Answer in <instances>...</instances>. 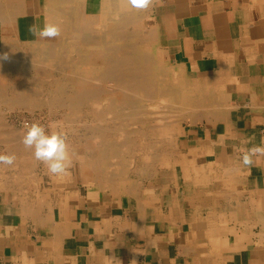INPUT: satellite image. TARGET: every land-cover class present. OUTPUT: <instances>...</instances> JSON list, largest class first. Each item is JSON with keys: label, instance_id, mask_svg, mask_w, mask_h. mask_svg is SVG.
<instances>
[{"label": "crops", "instance_id": "crops-1", "mask_svg": "<svg viewBox=\"0 0 264 264\" xmlns=\"http://www.w3.org/2000/svg\"><path fill=\"white\" fill-rule=\"evenodd\" d=\"M150 26L190 103L173 148L120 190L0 165V264H264V158L239 151L264 140V0H160Z\"/></svg>", "mask_w": 264, "mask_h": 264}, {"label": "bare ground", "instance_id": "bare-ground-1", "mask_svg": "<svg viewBox=\"0 0 264 264\" xmlns=\"http://www.w3.org/2000/svg\"><path fill=\"white\" fill-rule=\"evenodd\" d=\"M41 1L44 12L43 24L45 20L59 24L62 28L61 37L51 40H40L37 37L33 39H23L19 34L18 19L32 15L34 17V24H36L40 0H0V56H3L5 53L8 54L7 59H0V73H2V77H0V113H2L1 105L5 104L6 101L12 100V102L15 103L13 106H15V108L19 106L21 110L24 109L32 112L37 107H42V109L47 108V112L49 111L47 116L49 113L52 117L53 115L57 116L55 117L57 121L53 120L52 122L56 121L57 124H55L60 128L67 127V132L72 133L73 129L76 126L78 127L77 123L81 124L82 122L78 120L79 117L78 119L72 117L80 116L82 112L89 111L90 114L98 118V120H96L97 126L88 127L86 125L81 126V124L74 131V134L80 136V141L84 140L86 142L83 141L84 143H82L79 141L77 143L78 147H74L69 143L73 163L77 162L81 166L87 165V167L90 165L89 167L92 166L91 168L93 169L95 167L96 171H98L99 168L103 167V161L108 160L109 163L115 161L110 165L113 166L114 173L110 175H103V173L102 175H98L99 173L95 170L94 173L96 172L98 176L97 179L105 181L103 183L108 182L107 184H109L110 182L114 183L116 186L120 183H125L129 175V173L126 174V167H128L129 170L137 171L144 167H150V164H152L151 162H147L145 166L139 165L138 167L134 164V153L136 151V146L139 145H136V140H139L141 142L140 146L148 151L145 157L146 161L159 160L160 153L163 152V149L167 150L170 147L169 144L171 145L172 143L171 135H169L171 143L167 141H165V143L163 140L165 137L162 138V136L168 134L171 125H160L158 122H155L154 125L150 124L149 127H144L147 124H144V122L140 123L141 118L145 116L143 114H147L146 111L143 113V109L145 108L143 103L157 100L158 102L161 100L177 101L178 93L182 88L179 89L177 85L173 86L175 85L174 83L173 85H169L167 82L162 81L164 80L163 78L157 77V75L159 76L161 74L160 71L162 69L160 65H162V62L159 64L157 59L147 51L146 47L141 45L142 42H139L141 38H143L142 30L139 28L140 17L143 16L140 14L142 11H129L127 6L123 3V0ZM145 13H147L146 10ZM175 73L176 72H174V76ZM100 83L111 86L109 90H106L108 93L103 92V89H99ZM16 87L18 88L17 91L13 92L12 90ZM104 93L105 96H102ZM187 94L189 95V93ZM181 99L182 98H180V100ZM167 105L169 104H166V106ZM159 107L158 109H161ZM148 108L149 107H147V109ZM150 108L152 110L153 105L152 107L150 106ZM196 110L198 109L196 108ZM162 112L165 111L162 110ZM186 112H188L187 109ZM165 113L162 115H165ZM169 114L174 118L176 117L172 115L174 112ZM123 115L129 118L127 122L131 120L134 121L131 126L129 125L124 128L125 125L122 124L121 121L125 118ZM181 116L179 115L178 117ZM106 118L108 119V123H118L120 127L103 126L104 123L102 122ZM91 120L92 119H90V121ZM153 121L154 120H152V122ZM92 122L95 121L93 120ZM139 123L142 124L144 128L141 127ZM74 124L77 125L73 128ZM133 126L134 128L129 129V127ZM14 129L16 130V128H13V132L17 133ZM105 132L110 135L111 133L119 132V134L123 135L117 137L120 138L119 141L111 143L107 140L108 138L104 136ZM87 133L95 134V136L92 137L94 139L93 146L91 145L93 143H89L90 140L87 141ZM77 137L76 135V140H78ZM20 138L21 137L17 139L19 140ZM81 138H83V140ZM5 139L8 140L9 138ZM88 139L91 138L88 137ZM19 141L11 138L10 142L8 140L7 143L14 142L13 151L17 154L15 166L26 168L27 174L34 164V158L31 151L25 149L23 144L20 145ZM2 142L6 144V141ZM1 147L3 149V146ZM170 148H173L172 145ZM0 152L2 151L0 150ZM90 154L92 156L90 158L91 160L88 159ZM11 169L12 168H10V172H12ZM46 173L47 171L45 174ZM96 174L94 177H97ZM16 177L15 179H17ZM66 177L68 179V176ZM20 178L22 182L26 180L23 177ZM60 178L61 177L56 179ZM95 181L97 182L98 180ZM11 184L12 188L13 182ZM15 184L18 183L15 182ZM24 185L22 187H24ZM16 187L17 186L14 185V188ZM19 187L21 186L19 185ZM117 188L119 189V186ZM27 190H29V188ZM29 191L31 192V190ZM19 194L17 193V195ZM121 195H123V193ZM19 197L20 196H18V198ZM44 200L46 199L44 198ZM49 200L51 201L52 199ZM57 202L54 203L56 204ZM40 203L43 204L42 202ZM45 204H47V202H45L44 205ZM48 205H51L49 201ZM51 207L52 206H50V208ZM40 208L42 209V207ZM59 214L62 213L60 212Z\"/></svg>", "mask_w": 264, "mask_h": 264}, {"label": "rangeland", "instance_id": "rangeland-1", "mask_svg": "<svg viewBox=\"0 0 264 264\" xmlns=\"http://www.w3.org/2000/svg\"><path fill=\"white\" fill-rule=\"evenodd\" d=\"M39 16L37 17V19H36V24L38 25V26H40V27H42L43 26V7H42V1L40 0V4H39ZM152 10H153V7H150L149 9H147L146 11H147V13H145V10L144 11H142L140 14L141 15H143V16H141L140 17V23H139V28L142 30V37L143 38H141V40L139 41L140 43H141V45L142 46H145L146 47V49H147V51L149 52V53H151L156 59H157V61L159 62V64L161 63L162 65H160V67H161V71H160V75L158 76L157 75V77H161V78H163L164 80H162V81H164V82H167L169 85L170 84H172L173 85V83L175 84V85H173V86H178L179 87V89L180 88H182L183 87V85H185V82H183V80H182V77L180 76V75H177L176 73H175V76H174V69L172 68V66L170 65V63L168 62V60H167V58L164 56V54L157 48V46H156V44H155V34H154V31L151 29V26H150V16H151V12H152ZM29 20H30V22L32 23L31 24V26L34 24V17L31 15L30 16V18H29ZM18 23H19V34H20V37H22L23 39H33L35 36H33V34L30 32V29L29 28H27V29H25V27H23V19L22 18H19L18 19ZM21 24V25H20ZM143 26V27H142ZM22 32V33H21ZM144 33H145V35H144ZM144 39V40H143ZM145 42H146V44H145ZM163 67V68H162ZM2 75V73H0V77H2L1 76ZM177 76V77H176ZM177 80H180V81H177ZM176 81H177V83H176ZM171 82V83H170ZM181 85H180V84ZM109 87H111L110 85L109 86H107L106 84H104V83H100L99 84V89H103L104 91L103 92H105V93H108V92H106V90H109ZM17 87L16 88H14L12 91L14 92V91H17ZM11 90V89H10ZM105 93L102 95V96H105ZM179 93H180V95H179ZM178 93V98H177V101H175V100H173V102L172 101H164V100H161V101H159L158 102V100L157 101H146V102H144L143 104L145 105V108L143 109V113H145V111H146V113L147 114H143V115H145V116H143L142 118H141V121H140V123L141 122H144V124H147V125H145L144 127H146V126H150V124L151 125H154L155 124V122H158L160 125H168L169 124V126L171 125V127H170V131L168 132V134L166 135V136H162V138H164L163 140H164V142L165 141H167V142H169V143H171L170 142V140H169V135H171V133H172V131L173 132H175V130H176V120L178 119V118H180V117H178L179 115H180V113H182V111H183V107L185 108V107H187L188 108V106H189V102L188 101H185V100H183V95H184V92H182L181 90H180V92ZM9 95H12V94H9ZM186 95V94H185ZM12 98V97H11ZM180 98H182L181 100H180ZM13 101V100H12ZM12 101H6L5 102V104H2L1 105V112L2 113H0V117H2V118H0V142H2V141H6V144H9V145H6L5 143H4V145L8 148V151H13L12 149H13V146H14V142L12 143H9L10 142V140H11V138L12 139H14V140H17V141H19V144L21 145L22 143H20L21 142V138L18 140L17 138H19V137H21V135L20 134H22V131H23V125H24V123L25 122H29V123H31V122H33V121H38L39 123H41V124H43V125H45L46 127H48V128H53V129H56V128H58L59 126L58 125H56L57 123H56V121H57V118H55V117H57V116H54L53 115V117L51 116V114L49 113L48 114V116H47V113L49 112H47V108H43L42 109V107H37L35 110H33L32 112H30V111H27V110H21L20 108H19V106H16V108H15V106H13V105H15V103L14 102H12ZM98 101V100H97ZM163 104H162V103ZM179 102V103H178ZM182 102V103H181ZM94 103V102H93ZM97 103H99V102H97ZM100 103H102V102H100ZM104 103V102H103ZM151 104V105H150ZM166 104H169V105H167L166 106ZM178 104H180V105H178ZM152 105H153V108H152V110H151V108H150V106L152 107ZM160 106V107H159ZM7 107V108H6ZM9 107H12V108H9ZM147 107H149L150 108V110L148 111V109H147ZM158 107L159 108H161V109H158ZM3 108H5V109H3ZM18 108V109H17ZM155 108V109H154ZM180 108H181V110H180ZM9 109V110H8ZM10 109H11V112H10ZM165 109H167V110H165ZM6 110V111H5ZM19 110V111H18ZM41 110V111H40ZM162 110L163 111H165V112H162ZM4 111V112H3ZM8 111V112H7ZM151 111H152V113H151ZM21 112V113H20ZM23 112V113H22ZM41 112V113H40ZM85 112V113H84ZM84 112H82L81 114H80V116L78 115V116H74V117H72V118H74V119H78V117H79V119L78 120H81L82 122H84V123H82L81 122V124H79V123H77L78 124V127L81 125V126H84V125H86V126H88V127H96L97 126V123H96V120H98V118L96 117V116H94L93 114H90V112L88 111H84ZM158 112H159V114H158ZM162 112V113H161ZM174 112V114H172V115H175L176 117V119L173 117V116H171V114H169V113H173ZM35 113V114H34ZM39 113V114H38ZM46 113V114H45ZM149 113H151V114H149ZM161 113V114H160ZM165 113V115H162V114H164ZM178 113V114H177ZM2 114V115H1ZM32 116H31V115ZM89 114V115H88ZM153 114V115H152ZM168 114H169V116H168ZM44 115V116H43ZM84 115H86V116H84ZM167 115V116H166ZM178 115V116H177ZM148 116H150V117H148ZM159 116V117H158ZM41 117V118H40ZM49 117V118H48ZM89 117V118H88ZM123 117H125L124 115H123ZM171 117V118H170ZM173 117V118H172ZM54 118V119H53ZM81 118V119H80ZM82 118H83V120H82ZM122 118V117H121ZM121 118H119V119H121ZM5 119V120H4ZM48 119V120H47ZM51 121H50V120ZM90 119H92L91 121H90ZM125 121H124V120ZM121 121H122V124H124L125 126H124V128H126V126H131L132 125V122H134L133 120H131V121H129V122H127L128 121V119L129 118H123ZM53 120H56L55 122H52ZM59 120V119H58ZM95 121V122H92V121ZM106 120V121H105ZM152 120H154L153 122H152ZM7 121V122H6ZM88 121V122H87ZM151 121V122H150ZM49 122V123H48ZM90 122V123H89ZM8 123V124H7ZM51 123V124H50ZM53 123V124H52ZM56 123V124H55ZM89 123V124H88ZM93 123V124H92ZM102 123H104L103 124V126H115V127H120L119 126V124L118 123H116V124H113V123H108V119L106 118V119H104L103 120V122ZM139 123V124H140ZM77 124H74L73 125V128L77 125ZM22 125V126H21ZM48 125H50V126H48ZM54 127H53V126ZM5 128H4V127ZM9 126V127H8ZM12 126V127H11ZM56 126V127H55ZM140 126L141 127H143V125L142 124H140ZM2 127V128H1ZM77 126L73 129V132L72 133H68L69 134V143L71 144V145H73L74 147H78V145H77V143L80 141V136L78 135V134H74L75 132V130L78 128ZM143 127V128H144ZM13 128H16V130L15 131H17V133H14L13 132ZM60 128V127H59ZM66 128V129H65ZM63 127V129L65 130V131H67V127ZM131 128H134V126L133 127H129V129H131ZM21 131H20V130ZM5 130H6V132H5ZM8 131H9V134H8ZM7 135H6V134ZM15 135H17V136H15ZM20 135V136H19ZM76 135L78 136L77 137V139L78 140H76ZM82 135H83V133H82ZM121 135H123V134H119V132H116V133H111V135L110 134H107L106 132H105V134H104V136H106L108 139V141H110L111 143L112 142H114V143H116L117 141H119L120 140V138H117V137H119V136H121ZM72 136V137H71ZM95 136V134L93 133V134H88L87 133V141H89V143L91 144V143H93V138L92 137H94ZM88 137H90L91 139H88ZM5 138H9L8 140H9V142L7 143V139H5ZM75 140H74V139ZM73 139V140H72ZM82 140H83V138H81ZM73 142H72V141ZM71 141V142H70ZM77 141V142H76ZM84 141V140H83ZM80 141V142H82V143H84V142H86V141ZM89 143H87V144H89ZM136 145L137 144H139V145H137L136 146V151H135V153H134V164L138 167L139 165L140 166H142V165H145V163H147V162H151L152 164H150V165H152V167H154V165H155V163H158L159 162V160H147L146 161V156H147V153H148V151L145 149L144 150V148H142L141 146H140V141L139 140H136ZM166 143V142H165ZM0 144H3V142L2 143H0ZM92 146L94 145V143L93 144H91ZM169 146L171 147V145L169 144ZM168 148V152H170L171 151V149L172 148ZM10 148H11V150H10ZM170 150V151H169ZM145 151V152H144ZM92 156H91V154L89 155V157H88V159H90ZM91 160V159H90ZM89 160V161H90ZM93 160H95V159H93ZM16 161H17V159H16ZM157 161V162H156ZM112 162H115V161H112ZM112 162H110L109 163V161L108 160H105V161H103V167L102 168H99V170L98 171H96V169H95V167H94V169L93 168H91V167H89L90 165H88V167H87V165H85V166H81L79 163H77V162H75V163H73V166L71 167V169H70V177L72 178V179H74V180H80L81 178H84V179H86V174H88V176H89V178H93V179H95L96 177H94L95 176V174H96V172H98L99 174L98 175H102V173H103V175H110L111 173H114V168H113V166H110L111 165V163ZM155 162V163H154ZM16 163V162H15ZM90 164H92V163H90ZM21 168V167H20ZM78 168V169H77ZM131 168V167H130ZM27 170L26 168H23V170ZM92 169V170H91ZM34 171V173L36 174V173H44L45 174V172H46V168L44 167V165L42 164V163H40V162H37L35 159H34V164H33V166H32V168L30 169V171ZM94 170L96 171L95 173H94ZM93 171V172H92ZM116 171V170H115ZM94 173V174H93ZM129 173V175L127 176V177H133L132 175H135V174H140V175H144L145 174V172H143V171H132V170H129V168L128 167H126V174H128ZM46 174H48V173H46ZM45 174V175H46ZM72 174V175H71ZM78 174V175H77ZM146 174H149V172H147ZM69 175H68V178H70L69 177ZM47 176V175H46ZM96 176H97V174H96ZM64 177H66V176H64ZM78 177V178H77Z\"/></svg>", "mask_w": 264, "mask_h": 264}, {"label": "clouds", "instance_id": "clouds-1", "mask_svg": "<svg viewBox=\"0 0 264 264\" xmlns=\"http://www.w3.org/2000/svg\"><path fill=\"white\" fill-rule=\"evenodd\" d=\"M160 0H123L129 11H144L155 7ZM33 36L40 40H51L62 35V28L59 24L45 20L42 27L33 24L30 27ZM8 54L0 56V59H7ZM21 135V143L25 149L30 150L33 158L44 165L47 173L52 177H64L70 174L73 166L72 153L70 152L69 134L63 128H48L38 121L25 122ZM240 162L244 167H251L255 160L264 158V140L260 144H253L251 147L240 148ZM16 155L0 154V165L15 166ZM117 264L121 261L117 259ZM130 264H137L135 259Z\"/></svg>", "mask_w": 264, "mask_h": 264}]
</instances>
